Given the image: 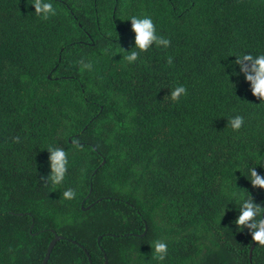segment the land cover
Listing matches in <instances>:
<instances>
[{"label":"trees","instance_id":"1","mask_svg":"<svg viewBox=\"0 0 264 264\" xmlns=\"http://www.w3.org/2000/svg\"><path fill=\"white\" fill-rule=\"evenodd\" d=\"M29 2L0 0V264H43L50 230L65 239L47 264H90L85 250L104 264L101 249L108 264H264L226 205L233 190L264 204L244 191L246 165L264 164V104L231 56L264 53V0H53L47 20ZM132 15L170 43L128 64ZM49 146L68 154L57 186Z\"/></svg>","mask_w":264,"mask_h":264},{"label":"clouds","instance_id":"2","mask_svg":"<svg viewBox=\"0 0 264 264\" xmlns=\"http://www.w3.org/2000/svg\"><path fill=\"white\" fill-rule=\"evenodd\" d=\"M29 4L34 10L33 15L41 20H47L50 16L56 15L53 0H30ZM125 21L130 22V31L133 34L132 49L127 52L121 50L126 54L123 58L128 64L135 63L140 55L150 48L162 47L166 49L169 46L170 41L157 34L156 25L150 16L132 15L127 17ZM231 56L235 57L232 75L242 76L244 82L249 86L251 95L260 101L259 105L264 104V53L239 52ZM171 62V58H169L168 63L171 64ZM83 67L90 68L91 65L85 64ZM185 94L186 88L183 85H178L169 92L168 97L171 101L175 102ZM243 124L244 118L240 115L233 116L228 120V125L232 131H239ZM45 151L48 153V176L46 183H50L53 186L60 185L65 181L68 171V154L64 148L59 146H49ZM257 166L259 171H256ZM246 167L248 169V181L246 182V186H244V191L247 192L251 187L264 191V164H260L257 160L255 165H246ZM92 189L91 187V191ZM76 196L77 193L72 188L66 189L62 194L63 199L66 201L73 200ZM227 199L229 202L226 205L231 203L235 206L234 210L238 212L233 222L236 230L238 232L247 230L251 237L253 246L249 251V259L252 261L257 245L264 247V204L256 203L249 195L246 196L244 193L235 190L228 194ZM226 205L223 207V213L226 211ZM146 232L147 227L144 234L140 235V237L145 236ZM50 233H52V230H50ZM101 240L102 237L98 239V244H100ZM151 248L153 257L158 262H162L167 256L168 246L166 243L154 241ZM253 248L251 259L250 254ZM101 251L104 255V264H108L107 254L103 249ZM85 252L90 264H93L91 254L87 250Z\"/></svg>","mask_w":264,"mask_h":264},{"label":"water","instance_id":"3","mask_svg":"<svg viewBox=\"0 0 264 264\" xmlns=\"http://www.w3.org/2000/svg\"><path fill=\"white\" fill-rule=\"evenodd\" d=\"M105 165H106V162H104L103 166H105ZM93 206H94V205H91L90 207H88V210H89L91 207H93ZM52 233L54 234V238L51 240V242H50L49 245H48L47 253H46V257H45V259H44V263H43V264H46V263H47V261H48V259H49V256H50V254H51V251H52V249L54 248V246L56 245V243L59 242L60 240L65 239V238H63V237H60V236L56 235L55 232H53V231H52ZM73 243L76 244V242H73ZM253 250H254V248L252 249L251 254H250V258H251V259H252V256H253Z\"/></svg>","mask_w":264,"mask_h":264},{"label":"rangeland","instance_id":"4","mask_svg":"<svg viewBox=\"0 0 264 264\" xmlns=\"http://www.w3.org/2000/svg\"><path fill=\"white\" fill-rule=\"evenodd\" d=\"M191 14V13H190ZM192 15V14H191ZM97 174V172H95L94 176Z\"/></svg>","mask_w":264,"mask_h":264}]
</instances>
